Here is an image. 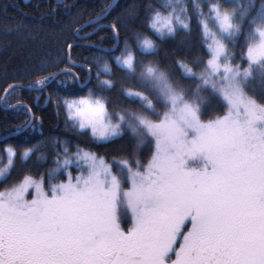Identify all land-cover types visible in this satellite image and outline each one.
<instances>
[{"label":"trees","instance_id":"trees-1","mask_svg":"<svg viewBox=\"0 0 264 264\" xmlns=\"http://www.w3.org/2000/svg\"><path fill=\"white\" fill-rule=\"evenodd\" d=\"M113 1L0 0V171L9 166L1 188L24 176L42 178L45 189L64 182L68 170L76 172L74 165L63 166L65 160L83 150L105 158L124 178L129 174L126 160L145 169L155 143L138 116L158 120L167 110L162 74L189 98L198 90L203 118L227 113L228 102L199 75L209 68L210 59L203 23L216 7L233 20L226 39L228 61L242 72L250 69L243 86L264 104V61L252 62L246 55L258 28H264V0H119L103 16ZM180 11L187 26L169 35L151 27L157 13ZM117 21L118 32L112 27ZM145 40L152 41L151 48ZM128 55L133 56L131 66L117 62V57ZM50 73H56L55 78L41 85L39 80ZM18 84L22 86L10 89L3 99L9 86ZM133 92L143 96L129 94ZM87 96L104 100L111 119L122 128L118 136L99 140L70 117L68 103ZM21 105L42 117L35 127L23 130L33 117ZM9 147L14 156L9 157Z\"/></svg>","mask_w":264,"mask_h":264},{"label":"snow or ice","instance_id":"snow-or-ice-1","mask_svg":"<svg viewBox=\"0 0 264 264\" xmlns=\"http://www.w3.org/2000/svg\"><path fill=\"white\" fill-rule=\"evenodd\" d=\"M217 18L222 29L233 27L226 12H218ZM158 22L161 27H157ZM171 24L170 18L157 13L151 27L163 35L165 27L169 33L173 31ZM117 25L119 21L112 25L116 32ZM258 31L261 39L246 53L252 62L264 57V28ZM143 43L151 46L149 40ZM209 47L213 55L208 63L213 72L220 67L232 72L230 63H219L225 52L223 42L217 39ZM116 59L128 66L133 63L132 55ZM105 69L109 70L107 65ZM235 69L238 74L239 65ZM86 70L92 71L90 66ZM186 70L191 72L190 67ZM244 72L250 74V69ZM55 75L50 73L39 83L43 85ZM64 75H69L67 70ZM71 75L78 78L76 73ZM224 95L235 116L240 115L243 105L246 119L235 118L230 110L222 120L204 125L195 107L185 102L181 118L199 130L192 141L183 139V129L170 116L158 122L142 118L156 137V151L145 172L124 161L132 184L127 197L136 213L130 229L117 222L119 178L106 169L103 173L110 174V180L102 177L95 163L90 175L69 174L66 181L50 190L52 195L45 192L42 178L37 181L30 176L0 192V264H264V202L235 189L236 173L227 159L232 149L245 152V145H250L255 152L247 162L258 173L264 172V131L254 127L257 120L264 119V106L246 97L239 85L232 92L225 90ZM170 99L175 109L179 97L174 94ZM21 107L32 115V127L37 119L42 120L26 105ZM67 107L79 128H90L93 135L109 137L122 132L120 124L108 118L103 99L80 97ZM201 151L213 162L212 171L186 170L185 156ZM8 152L9 157L15 155L11 147ZM85 156L95 159L92 153ZM30 188L35 194L28 199ZM261 188L264 175L257 177V189ZM190 214L191 228L183 232L185 217Z\"/></svg>","mask_w":264,"mask_h":264},{"label":"rangeland","instance_id":"rangeland-1","mask_svg":"<svg viewBox=\"0 0 264 264\" xmlns=\"http://www.w3.org/2000/svg\"><path fill=\"white\" fill-rule=\"evenodd\" d=\"M24 1H30V0H24ZM218 12H223V10H219L217 7L214 8L212 14H209V16H207L205 18L204 23H203L204 24L203 27H204V35H205L206 40H207V47H208L209 52H210V58L212 57L213 53L210 50L209 46L213 45L214 41L217 39L223 42V44L225 46V52L219 57V63L221 65H223L225 63H229L228 57H227L228 52H227L226 39L232 33L234 26L228 30L222 29V27L220 25V21L217 18ZM227 14H229V13H227ZM229 15H230L231 20H232L231 14H229ZM160 17L161 18L167 17V18H170L172 21L171 27H172L173 31L171 33H169L167 31V28L165 27L164 28V34H166V35L174 33V31L177 28L187 26V18H186V15L182 11H180L178 13L173 12V13H170L169 15H160ZM157 27H161L159 22L157 23ZM260 39H261V34H260V31H258L256 39L251 44V46L253 44L257 43ZM147 49H148V47H147ZM262 61H264V57H262L257 62H262ZM208 66H209V68L206 69L205 71L200 72L199 75L206 81L207 85L210 86V88H211L210 90L212 92L214 91L215 93L220 95V98L222 100H226L229 104V109H228L227 113H225L223 115L212 116L209 118H203L202 117L203 107H200L198 105L199 98L197 95H195V93H197L198 90L195 89V93L192 94V96H195L194 98L193 97L189 98L185 95V93H186L185 89H183V88L179 89L178 87L176 88L174 85H172V83H170L166 74H162V81H163L162 87L164 89H166L165 94L167 95L165 97V94H164L163 97L169 103V106H168V108L166 107L167 110L164 112V114L158 120H153V121H157V122L162 121L165 119L166 116H170L171 118L176 119L177 122L180 124L181 128L183 129V133H184L183 139L186 141H192L193 139H195L199 135V130L196 127H193L186 120L181 118L182 114L180 112V109L185 102H187V103H189L195 107L196 115H197L200 123L204 124V125H207L210 123H215L218 120H222L225 116H227L229 114L230 110L233 112L235 118H237L241 121L246 119V116L243 114L245 111L243 105H241V107H240V115L235 116V109L233 108V106L231 105V103L227 99V97L224 95L225 90L232 92L235 89L236 85H239V89L243 92V94L246 97L254 100L258 105L264 106L263 103H260L259 101L255 100L250 95H248L247 92L245 91L242 78H243V76H247L248 74L246 75L244 71L242 72L240 70L238 74H235L236 69H235V66L232 65L233 66L232 72H226L223 67H220L218 71L213 72L209 63H208ZM174 94L179 97L175 109L173 108V103H172V100L170 99V97ZM145 102H146V100H145ZM147 103H148V105H151L150 101H147ZM106 110H107V108H106ZM107 113H108V118H110V120L113 123H115L111 119V116H110L108 110H107ZM69 115H70V112H69ZM70 117L72 118L71 115H70ZM72 119H74V118H72ZM75 121L78 123L77 120H75ZM254 127L257 130L264 131V119L257 120L254 124ZM85 129L90 130V128H85ZM95 136L99 140L106 141V140H110L112 138H115L118 135L109 136V137H99L98 135H95ZM150 136H151V139L153 138V141L155 143V151H156V137L152 133L150 134ZM245 149H246L245 152H238L236 149H232L227 155L229 166L232 167L236 173V176L234 178V187L237 191L248 193L254 199H258L259 201L264 202V188H261L259 190L257 189V177H258V175H264V172L258 173L257 170L255 168H253L250 163L247 162L253 156L255 149H253L250 145H245ZM172 151H175V149H173ZM86 153L94 154L95 159L93 160V158H91V157H86L85 156ZM154 155H155V152L153 153V156ZM152 157H151L150 161L145 165V169L137 168V170L139 172H145L147 170L149 163L152 160ZM67 161H68V163L63 164V166L74 165V168H76V172H73L71 169L67 171L68 178H69V174H71L72 177H79L82 172H84L85 176L90 175L93 171V169H92L93 163H95L97 171L101 172L102 177H105L106 179L110 180V174L103 173V171L105 169L108 172H110L111 174L116 175L114 173V171L112 170V165L110 163H108L105 158H103L102 156H99L93 152H89L87 150H83V151H80V152H77V153L71 155L67 159ZM184 168L188 171L195 170L197 172H205V171L211 172L212 169L214 168V164L209 159L207 152L201 151V152L196 153L195 155H186L185 156V162H184ZM8 170H9V166L0 171V184H1L2 180L5 179ZM116 176L119 178V181H120V188L117 191L116 201H115L117 222L122 226V228L127 230L129 227L131 228L136 222V213L133 209L132 204L129 202V199L127 197V192L132 187L131 177L129 174H127V176L125 178L122 176H118V175H116ZM124 182L125 183L128 182V185L125 186L123 184ZM61 183H59V184H61ZM59 184L53 183L50 187L47 186V189H45V192L49 195H52L50 190ZM11 186L4 187V188L0 187V192H4L6 188H9ZM29 193H30V195L28 196V199H31L32 196L35 194V189L30 188ZM192 215L193 214H190L189 216L185 217V224L183 225V227L181 229L183 232H187L188 230H190ZM120 216L125 217V218H120ZM125 221L127 222L126 225H124ZM174 254H175L174 252L171 253V255H174Z\"/></svg>","mask_w":264,"mask_h":264},{"label":"water","instance_id":"water-1","mask_svg":"<svg viewBox=\"0 0 264 264\" xmlns=\"http://www.w3.org/2000/svg\"><path fill=\"white\" fill-rule=\"evenodd\" d=\"M119 2V0H114L113 3L111 4V6L108 8L107 12L103 15V16H107L108 13L110 12V10L114 7V5H116L117 3ZM13 87H9V89L7 90V92L5 93L3 99L6 97V94L8 93V91L10 89H12ZM32 120V119H31ZM31 126V121L29 122V124L23 129V130H26L28 127Z\"/></svg>","mask_w":264,"mask_h":264},{"label":"clouds","instance_id":"clouds-1","mask_svg":"<svg viewBox=\"0 0 264 264\" xmlns=\"http://www.w3.org/2000/svg\"><path fill=\"white\" fill-rule=\"evenodd\" d=\"M149 41H151V40H149ZM151 47H152V41H151V46L148 47V48H151ZM142 118H143V119H147V117L144 116V115H140V116H138V119L140 120V122H141ZM141 123H142V122H141ZM142 124H143V123H142Z\"/></svg>","mask_w":264,"mask_h":264}]
</instances>
